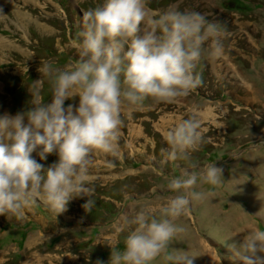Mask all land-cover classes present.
Returning <instances> with one entry per match:
<instances>
[{
	"label": "clouds",
	"instance_id": "obj_1",
	"mask_svg": "<svg viewBox=\"0 0 264 264\" xmlns=\"http://www.w3.org/2000/svg\"><path fill=\"white\" fill-rule=\"evenodd\" d=\"M147 0H104L82 14L79 59L61 69L39 64L40 78L31 81L29 107L0 114V215L22 220L37 200L56 213L67 211L73 198L86 197V212L94 206L91 176L96 152L118 157L121 113L126 105L146 100L172 103L203 85L197 71L205 53L218 58L224 51L227 25L197 11L170 10L149 17ZM207 45V47H205ZM28 68L25 67V72ZM45 79L50 102L42 95ZM65 101H76L68 103ZM201 122L192 115L167 131L161 166L188 161L203 143ZM40 161L55 154L45 167ZM110 166H111V162ZM189 167L195 169L194 164ZM160 171L163 170L161 167ZM224 169L216 163L202 171H181L169 179L174 193L158 210L141 207L134 216H120L127 230L124 247L110 248L107 264H194L196 255L174 247L187 232L177 221L192 203L208 193L198 183L221 185ZM232 264H264V230L243 238L224 235L220 241ZM95 264H105L97 259Z\"/></svg>",
	"mask_w": 264,
	"mask_h": 264
},
{
	"label": "rangeland",
	"instance_id": "obj_2",
	"mask_svg": "<svg viewBox=\"0 0 264 264\" xmlns=\"http://www.w3.org/2000/svg\"><path fill=\"white\" fill-rule=\"evenodd\" d=\"M103 2L28 0L24 3L22 0H0V47L5 49L3 58L14 64L6 67L0 64V114L8 112L14 115L29 107L31 97L28 87L31 81L40 78L37 69L41 62L48 61L63 69L79 59L82 14ZM220 4V0H147L146 10L153 9L150 17L177 10L197 11L209 20L253 21L244 14L237 13L235 17L230 12L219 11ZM18 13L26 16L19 23ZM258 20V25L264 30V14L261 17L259 13ZM258 29H253V36L242 35L238 41H255V46H249L254 50L260 48V42L261 53L264 54V31L263 34L258 33ZM236 30L227 29V32ZM224 48H228L227 45ZM245 56L248 67L253 64L254 72L257 71L253 77L258 88L264 90V75L258 69L264 58ZM203 68L204 71L208 68L206 61ZM201 74L203 85L187 97L177 98L172 103L149 99L143 106H124L120 155L112 157L102 152L93 155L90 179L95 188L92 198L96 207H92L91 211L86 212L82 207L87 199L83 197L73 198L67 211L57 216L40 200L26 210V217L22 220L0 215V264H23L26 261L29 264H95L103 255L107 264L110 248L124 247L127 230H118L122 212L131 217L141 207L158 210L174 195L167 189L170 178L179 176L186 168L202 171L211 163L224 169V180L218 187L198 183L197 190L208 195L203 201H194L191 205L197 217L194 218L190 210L177 221L187 228V232L175 239L173 245L196 255L194 264H232L224 255L221 243L215 247L208 243L210 240L220 242L226 234L237 235L239 239L249 231L264 230V108H257L261 117L258 125L253 119L252 105L246 107L228 101V96L222 94L224 88L217 83L213 87L207 80L212 73ZM9 78H13V85ZM7 82L10 85L5 93ZM48 88L45 79L42 89L45 102L51 99ZM68 103L76 101H65V106ZM192 115L200 120V131L203 137L208 136L206 141L210 142L215 161L191 163L196 166L195 169L189 167L188 163L192 161L169 162L161 166V150L169 147L165 139L167 131ZM132 127L136 129V134L132 132ZM198 152L199 149L193 152L192 158ZM32 155L45 167L57 160L55 154L48 155L44 161H40L35 152ZM157 165L163 170L160 171ZM148 184L153 185L150 193L141 194ZM32 240L33 245H27ZM197 243L202 244L205 250L190 251L189 248ZM154 264H160L159 258Z\"/></svg>",
	"mask_w": 264,
	"mask_h": 264
},
{
	"label": "crops",
	"instance_id": "obj_3",
	"mask_svg": "<svg viewBox=\"0 0 264 264\" xmlns=\"http://www.w3.org/2000/svg\"><path fill=\"white\" fill-rule=\"evenodd\" d=\"M255 6V8L250 9V12L264 13L263 4L260 6L255 4ZM241 9V7H232L230 12H239ZM249 25H251L250 29L258 28L256 22L245 21L243 25L239 26L238 29H249ZM223 43L224 47H226V45L228 47L224 48V50L226 49V52L223 51L222 55H220L218 58H208L209 56L206 54L204 58H201V62L197 66V71L200 73L211 72L213 75H215L216 71L217 75H215V77L217 79L211 75L209 78H207V80L211 81L213 87H215L214 83H219L223 86V88L227 89L223 92H226L229 98L228 101L242 105H253L257 102L260 103V100L256 97L260 88H258L257 82L253 75H248L249 73L255 74L257 71L254 72L253 64L248 67L247 62L244 59L246 58L245 55L257 59L264 58L263 54L261 53L262 43L259 42L260 48H256V50L249 47L250 45L255 46L256 44L254 42L244 43L241 47L235 45V42H227L223 40ZM205 61L208 68H205L206 70L204 71L203 66ZM203 88L209 90L206 86Z\"/></svg>",
	"mask_w": 264,
	"mask_h": 264
},
{
	"label": "bare ground",
	"instance_id": "obj_4",
	"mask_svg": "<svg viewBox=\"0 0 264 264\" xmlns=\"http://www.w3.org/2000/svg\"><path fill=\"white\" fill-rule=\"evenodd\" d=\"M24 3L25 2H27L28 0H22ZM153 10V9H152ZM152 10H150V9H148V10H146L147 11V14H148V16L150 17V14L151 15H153L152 14ZM15 11H17L18 12V8H16L15 9ZM17 22L19 23V21H20V19H26V16L23 14V13H18L17 14ZM43 30H45V29H43ZM48 32V28H46V33ZM40 44V43H39ZM4 46V45H3ZM1 48V47H0ZM0 60H1V62H0V64L1 65H4L5 67L6 66H9L11 63H9V59H7V58H3L5 55L2 53V52H4L2 49H0ZM58 54H59V52H58ZM64 55H67L66 53H64ZM68 56V55H67ZM72 59H75V58H72ZM76 60V59H75ZM12 61L14 62V63H17V62H15V60L14 59H12ZM77 61V60H76ZM34 62V61H33ZM28 63V65H30V61H28L27 62ZM36 63V62H35ZM12 65H14V64H11V66ZM10 66V67H11ZM15 67V66H14ZM28 67H30V66H28ZM258 69H259V71L264 75V59L263 60H261V62L258 64ZM215 75H217V72L215 71ZM7 77V76H6ZM8 78V77H7ZM9 80H10V82L11 81H14L13 80V78H9ZM4 81V80H3ZM14 83H12L11 82V85H13ZM10 84L7 82V83H5V88H4V90H6V87H8ZM15 86V85H14ZM14 86H13V88H14ZM7 91H5V93H6ZM263 99H264V97H263ZM132 132L134 133V134H136L137 133V131H136V129L134 128V127H132ZM183 221H186L189 225H193V223L192 222H190V221H188V220H183ZM201 234H203V232H200ZM209 238H210V236H208ZM33 243H34V240H32V241H29L28 243H27V245H33ZM191 253V252H190ZM23 264H29V261H26L25 263H23ZM35 264H36V262H35Z\"/></svg>",
	"mask_w": 264,
	"mask_h": 264
},
{
	"label": "trees",
	"instance_id": "obj_5",
	"mask_svg": "<svg viewBox=\"0 0 264 264\" xmlns=\"http://www.w3.org/2000/svg\"><path fill=\"white\" fill-rule=\"evenodd\" d=\"M93 207H96L95 205Z\"/></svg>",
	"mask_w": 264,
	"mask_h": 264
}]
</instances>
